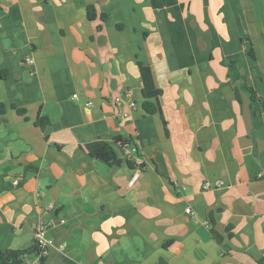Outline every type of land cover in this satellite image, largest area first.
Wrapping results in <instances>:
<instances>
[{
    "label": "crops",
    "instance_id": "obj_1",
    "mask_svg": "<svg viewBox=\"0 0 264 264\" xmlns=\"http://www.w3.org/2000/svg\"><path fill=\"white\" fill-rule=\"evenodd\" d=\"M39 221L45 264H264V0H0V251Z\"/></svg>",
    "mask_w": 264,
    "mask_h": 264
},
{
    "label": "trees",
    "instance_id": "obj_2",
    "mask_svg": "<svg viewBox=\"0 0 264 264\" xmlns=\"http://www.w3.org/2000/svg\"><path fill=\"white\" fill-rule=\"evenodd\" d=\"M92 10L89 8V11ZM91 16V15H90ZM93 17V15L91 16ZM104 19V16H102ZM153 112V110H148ZM40 126L45 125V120H40ZM85 149L92 158H95L107 165L118 164L120 160L117 158L116 151L114 147L103 141H96L93 143H89L85 146ZM130 165L133 164L128 161ZM143 166L141 165L140 168ZM34 253L35 255L39 254V249L36 245L31 250H8V251H0V264H25L26 256L30 253ZM45 258L39 259L40 264H45Z\"/></svg>",
    "mask_w": 264,
    "mask_h": 264
},
{
    "label": "built area",
    "instance_id": "obj_3",
    "mask_svg": "<svg viewBox=\"0 0 264 264\" xmlns=\"http://www.w3.org/2000/svg\"><path fill=\"white\" fill-rule=\"evenodd\" d=\"M31 60L29 58L25 59V63H30ZM125 96L126 97H130V93L128 91H125ZM73 99H77L76 95H73L72 97ZM116 103H119L121 101V98L117 97L114 99ZM87 107L90 106V103L87 102L85 104ZM129 106L131 109H135L136 105L134 102H130ZM126 114H124L125 116ZM128 155L130 157V159H132L133 163L136 165V167L138 169H141L140 166L142 165V159L141 156L139 155L138 151L136 148H133L131 151L128 152ZM261 176V175H258ZM136 178V176L133 177L132 181L130 182V184L133 183V180ZM17 182L14 181V184H16ZM209 185L206 184L205 188H207ZM47 211H51L52 210V206H48L46 208ZM186 213H191V210L189 208H187ZM61 224H63L65 222L64 219H61L59 221ZM46 232H47V225L43 222V221H39L34 225V238H35V245L38 247L39 249V254L37 255V262L38 264H40L39 259L41 258H46L47 253H48V248L51 245V241L47 238L46 236Z\"/></svg>",
    "mask_w": 264,
    "mask_h": 264
}]
</instances>
